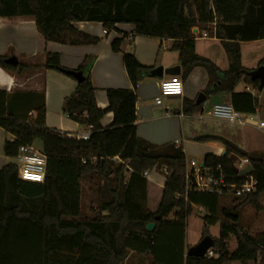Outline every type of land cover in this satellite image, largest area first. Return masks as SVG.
Masks as SVG:
<instances>
[{
  "label": "trees",
  "instance_id": "16d2710c",
  "mask_svg": "<svg viewBox=\"0 0 264 264\" xmlns=\"http://www.w3.org/2000/svg\"><path fill=\"white\" fill-rule=\"evenodd\" d=\"M0 18L32 19L47 43L71 46L99 43L98 38L76 29V23H100L107 33L118 24L134 25V37L174 41L184 80L196 68L206 70L210 77V88L204 93L207 97L228 93L233 107L244 114L254 113L258 105L251 94L235 91L240 83L262 91L259 82L251 80V71L242 66L241 43L264 40V0H0ZM213 23L215 31L209 33L220 40L230 61L226 72L195 51L193 30L208 31ZM122 43L123 39L113 41L115 53L121 51ZM7 58L0 56V68L6 72L27 69L20 63L17 67L5 64ZM89 61L73 71L62 66L60 55L45 53L41 68L74 78L73 73L85 72ZM123 62L134 89L152 72L131 53L124 55ZM263 65L264 59L259 67ZM107 96L109 107L99 109L91 77L83 74L82 82L65 100L64 114L93 128L89 140L83 141L46 127L43 94L0 90V128L14 137L5 142V156L16 160L21 147L33 148L40 142L47 159L40 183L23 181L16 162L0 169V264L9 263L14 249L23 253L16 264H123L130 252L149 255L152 264H264V234L252 238L238 225L242 206L249 203L259 208V198L264 195V154L240 148L239 137L207 134L194 138L200 143H220L227 153L206 155L205 168H220L218 174L235 177L237 172L229 160L232 155L247 158L253 168L255 192L236 198L244 201L232 208H220L219 196L187 189L186 156L181 147L157 146L137 136L135 90L109 89ZM184 106L188 113H195L202 104L185 101ZM108 113H113L114 121L104 129L101 121ZM155 167L158 172L166 171V183L157 211L150 212L144 174ZM86 177L100 182L99 214L94 217H87L82 209L81 182ZM194 206L207 213L201 242L211 239L213 258L190 257L184 251L186 220ZM172 214L174 220H168ZM220 214L226 222L221 224L219 238L213 239L209 227L218 223ZM150 223L155 224L153 231L147 230ZM230 235L238 243L233 253L226 245ZM30 237L40 242L35 260H30L27 250H34L35 245L22 243Z\"/></svg>",
  "mask_w": 264,
  "mask_h": 264
},
{
  "label": "crops",
  "instance_id": "0c3cea01",
  "mask_svg": "<svg viewBox=\"0 0 264 264\" xmlns=\"http://www.w3.org/2000/svg\"><path fill=\"white\" fill-rule=\"evenodd\" d=\"M249 17L250 19H255L254 15H250ZM210 26L214 27L215 31L216 23L210 24ZM74 27L82 33L98 38L99 43L86 46L62 45L53 42L47 43L38 32L34 20L0 18V56H7L8 58L15 56L20 64L27 66V69L24 71H17L15 73H8L0 68V90L6 91L9 94H13L16 90L30 91L39 95L43 94L46 106V127L58 130L63 134L77 139H80L87 130V127H83L70 120L63 112L64 102L74 93L78 86V81L75 78L57 71L43 70L41 68L45 62V57L42 58L40 55L52 53L60 55L62 66L73 71H77L86 59H90L83 74L84 76L90 75L91 77L92 84L95 88L96 103L99 109H107L109 107L107 90H135L138 98L136 105L137 122L135 125L137 136L157 146L175 144L177 147H181L186 156L187 166H189L191 160H195L193 157L202 156L204 160L206 155L222 156L225 152L224 147L220 143H200L194 141V138L199 135L224 134L230 139L239 137L240 141L237 142V145L240 148L247 152H258L255 151L256 149L246 150L243 148L244 140H251L248 129H258L250 126L236 128L215 120L211 115V111L206 112V102L202 104L199 111L188 113L187 110H189V108L184 106V102L187 101L197 104L200 94H204L205 91L210 88V77L206 70L196 68L192 71L190 76L184 80L182 77L183 67L179 60V52L173 49V40H161L139 36L134 37L135 26L131 24H118L115 31L108 32L107 34L100 23H76ZM195 30L199 33L195 38L196 54L213 62L220 71H228L230 68V61L220 40L211 35L209 31H201L199 28ZM205 33L207 37L203 36ZM115 39H123L121 51L119 53H115L112 49V43ZM10 52L11 56H9ZM127 53L133 54L140 64L151 68L152 71L160 67H163L164 70L180 67L181 75L179 77L183 80L184 84L183 95L178 97H167L163 100L162 105L156 104V98L160 95L161 82L172 77L166 75L161 79L153 78L151 74L146 75L138 84L137 88L134 89L126 73L123 62L124 55ZM241 53L242 66L250 71L257 69L259 63L264 59V40L242 42ZM22 59L23 61H21ZM242 84L245 83H240L236 87V93L245 91V89L240 88ZM211 97L214 101L211 107L216 104H231V95L228 93L211 94L207 97V101ZM39 100L42 101L41 96ZM203 106L205 108H203ZM113 121V113H108L102 119L101 125L106 129L112 125ZM224 125L233 132H226L225 129H223ZM258 131L264 135L261 130ZM232 133H236V135H232ZM0 136L4 137L3 146L6 141L14 140V137L2 128H0ZM194 144H196V146H192ZM38 152L41 153L42 151ZM4 154L5 153L1 150L0 169L7 164ZM187 155H191L190 158L192 159L188 160ZM94 178L96 179V177H91L90 179ZM144 178L147 180L146 207L150 212H156L162 199L166 177L161 175L156 169H153L144 174ZM21 179L30 183L41 182L35 178ZM81 185L83 192L82 182ZM98 185L97 183L93 188L96 200ZM151 190L155 191L157 197V203L154 207L150 205ZM232 197L233 196H220V208H232L223 203V199ZM262 197H264V195L259 198V204L263 209L264 202H260ZM195 207L197 206H194L193 209ZM198 208L202 213L207 214L203 208ZM107 215L108 213L103 212V216ZM220 221L222 220L219 218L218 223ZM225 222L226 221H222L221 224ZM214 226L209 227V234L211 238L216 239L219 238L221 230L218 236H214L212 234V228ZM251 226L250 233L244 230L250 237L256 238L264 234V222L262 219L260 220L258 216H255V221L251 223ZM233 237L235 236L230 235L226 241L227 250L230 253L235 252L238 247L237 243L233 251L229 249L228 241L230 239L233 240ZM188 251L189 250L185 252L186 255Z\"/></svg>",
  "mask_w": 264,
  "mask_h": 264
},
{
  "label": "built area",
  "instance_id": "2783aa9c",
  "mask_svg": "<svg viewBox=\"0 0 264 264\" xmlns=\"http://www.w3.org/2000/svg\"><path fill=\"white\" fill-rule=\"evenodd\" d=\"M196 29V28H195ZM193 30L194 35H199L197 30ZM107 34V32L105 31ZM207 37V34H203ZM184 91L183 80L179 76L170 77L160 84V95L156 98V104L162 105L163 100L167 97L182 96ZM245 92L251 94L258 100V105L254 113L244 114L237 111L232 104H216L211 109L212 117L224 124L236 128H243L246 126L254 127L264 133V119L262 115V100L263 91L247 86ZM203 108H205L203 106ZM30 116H33L31 113ZM93 132L92 126H88L86 132L80 137V140L87 141ZM16 163L19 166L20 178H35L42 180L46 173L47 159L45 155L35 151L33 148L23 146L19 149L16 157ZM250 165L247 158L238 157L235 167L239 171H243ZM191 166L192 168H190ZM187 166L186 180L187 189L196 190L198 192L210 193L216 196H233L235 198H243L253 194L256 190V181L251 176H242L239 173L235 177H228L217 170L205 168L203 165H198L195 160H191ZM156 169V167L154 168ZM146 174V173H145ZM230 178L240 179V181L230 182ZM214 250L207 251V258L215 257Z\"/></svg>",
  "mask_w": 264,
  "mask_h": 264
},
{
  "label": "rangeland",
  "instance_id": "374dc122",
  "mask_svg": "<svg viewBox=\"0 0 264 264\" xmlns=\"http://www.w3.org/2000/svg\"><path fill=\"white\" fill-rule=\"evenodd\" d=\"M208 31L209 32H214V27L208 25ZM11 56V52L9 54ZM40 57L44 58L45 54H41ZM23 61V59L21 60ZM246 85L242 84L240 88L245 89ZM253 87V86H252ZM245 92V91H244ZM214 103L213 98H209L208 101H206L207 104V111L210 112L212 107L211 104ZM262 115L264 117V93H263V100H262ZM223 129H225L226 132H233L227 128L226 125L223 126ZM251 135V140L247 141L244 140L243 142V148L246 150H252L256 149L255 151H258L259 153L264 154V135L259 132L258 130L255 129H248ZM237 133V132H236ZM236 133H232V135H236ZM3 138L0 136V151L4 152V146H3ZM240 145V143H239ZM196 146V144L192 145ZM34 150L35 151H42V144L40 142H36L34 144ZM5 155V154H4ZM188 160L192 159L190 158L189 155H187ZM6 158L7 163H13L15 162V159ZM198 165H202L203 163V157L202 156H197L193 157ZM192 168L191 166H189ZM161 175L165 176L166 171L162 170L159 171ZM100 184L99 180L96 178L90 179V177H86L83 179L82 184H83V203H82V209L84 214L87 217H94L99 214V206L97 204V200L95 199V194H94V186L96 184ZM244 200L243 199H236L234 197L232 198H226L223 199V203L226 206L233 207L237 204L242 203ZM260 202H264V197L261 198ZM157 203V197L155 191L151 190V206L154 207ZM240 221H239V227L243 230H245L247 233L251 232V223L255 221V216H258L259 219L263 220L264 222V208L262 209L260 204L259 208H256L255 206L247 203L246 205L242 206L240 209ZM157 211V210H156ZM204 216L205 213H202L198 207H195L192 211V214L187 218L186 222V231H185V238H184V251L186 252L187 250H190L197 246L201 240H202V230L204 228ZM169 220H174V214L170 215ZM220 220L225 221L222 215L220 214ZM220 221L216 226L212 228V234L214 236H218L221 228V222ZM17 237H15L14 240H16ZM166 240V237L164 236L161 239V243L163 244ZM21 242V241H19ZM23 244H32L35 245L34 250H30L31 248H28L27 250L29 251L30 255V260H35L38 257V249L37 245L40 244V242L37 239H33V237L28 238L27 240L22 241ZM229 249L233 251L236 246H237V241L235 237H233V240H229ZM21 244V243H20ZM19 249H14L12 252L9 254L10 259H8L9 263L8 264H16V261L23 255L22 252H19ZM189 252V251H188ZM123 264H152L151 257L149 255H140L137 253H132L130 252L124 261Z\"/></svg>",
  "mask_w": 264,
  "mask_h": 264
},
{
  "label": "water",
  "instance_id": "95a60500",
  "mask_svg": "<svg viewBox=\"0 0 264 264\" xmlns=\"http://www.w3.org/2000/svg\"><path fill=\"white\" fill-rule=\"evenodd\" d=\"M5 64L17 67L19 64L18 59L15 56H11L7 58L5 61ZM180 76L181 75V70L180 67H174V68H169L167 70H164L163 67L157 68L151 72V76L153 78H163L164 76ZM250 78L252 81H257L259 82V88L261 90H264V65L258 67L257 69L251 71L249 73ZM73 77L78 81V83H81L83 80V74L82 73H73ZM207 101V96L205 94H200L197 100V105L204 104ZM227 153L224 152L222 156H226ZM229 160L232 164V166L235 168V171L239 173L242 176H247L253 172V168L251 165H248L247 168L243 171H239L235 167V163L238 161V156L232 155L229 157ZM157 220H160L158 217ZM155 228L154 223H150L147 225V230L148 231H153ZM212 248V241L210 238H206L203 240L200 244L195 246L194 248L190 249L189 252L187 253V256L190 257H196V258H204L206 256V253L208 250Z\"/></svg>",
  "mask_w": 264,
  "mask_h": 264
}]
</instances>
